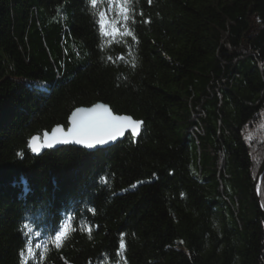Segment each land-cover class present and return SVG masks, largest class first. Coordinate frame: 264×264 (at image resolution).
I'll list each match as a JSON object with an SVG mask.
<instances>
[{"label":"trees","instance_id":"obj_1","mask_svg":"<svg viewBox=\"0 0 264 264\" xmlns=\"http://www.w3.org/2000/svg\"><path fill=\"white\" fill-rule=\"evenodd\" d=\"M133 7L136 41L101 51L87 0H0V264H22V224L47 240L72 212L43 264H264V0ZM97 104L143 121L139 138L32 156Z\"/></svg>","mask_w":264,"mask_h":264},{"label":"snow or ice","instance_id":"obj_2","mask_svg":"<svg viewBox=\"0 0 264 264\" xmlns=\"http://www.w3.org/2000/svg\"><path fill=\"white\" fill-rule=\"evenodd\" d=\"M148 2L151 3V0H148ZM133 4L134 0H87L88 11L92 17L97 38L100 41L97 46L101 51L112 48L114 45H128L126 38L136 41V34L131 28V25L136 23ZM107 59L115 62L111 55H108ZM115 59L124 60L125 57L120 54ZM132 64L134 67V60ZM38 87L46 90V85H38ZM71 119L73 126L67 133H64L62 128L57 127L52 133L44 132L42 136L38 134L31 137L28 142L31 151L39 152L42 147H52L56 143H68L70 140L94 148L97 145L115 141L126 133L135 137L139 135L143 124V121L134 120L130 116L114 115L104 104H97L89 109L78 108L72 114ZM57 133L62 135H57ZM18 155L23 154L19 153ZM101 180L103 183H107V178L102 177ZM89 211L95 213V209H89ZM74 221V215H67L54 234L48 235L47 240L39 239L44 234L40 231L38 222L30 219L22 224L21 231L26 238L25 246L20 252L22 264H28L29 260H37L39 264H43L50 251L49 244L57 250L64 247L65 242L70 240L72 234L78 230L74 226ZM79 230L87 232L91 239V225L82 224ZM33 237L37 238L38 242L34 243ZM181 243L183 242L181 241ZM125 247L124 234L121 233L116 255L119 256ZM102 255L107 258V254Z\"/></svg>","mask_w":264,"mask_h":264},{"label":"water","instance_id":"obj_3","mask_svg":"<svg viewBox=\"0 0 264 264\" xmlns=\"http://www.w3.org/2000/svg\"><path fill=\"white\" fill-rule=\"evenodd\" d=\"M94 107V106H92ZM90 107V108H92ZM108 107V106H107ZM109 108V107H108ZM84 109H89V108H84ZM110 109V108H109ZM111 110V109H110ZM75 112V111H74ZM73 112V113H74ZM72 113V114H73ZM113 113V112H112ZM72 114L71 116L69 117V120H68V127L65 129L64 127L62 126H58L59 128H62L64 133H67L69 131V129L72 128ZM115 115V114H114ZM142 127H143V124L141 125V128H140V132H139V135L133 137L135 139L139 138L140 134H141V130H142ZM57 127H55L54 129H56ZM53 129V130H54ZM52 130V131H53ZM51 132H48V133H52ZM57 135H62L61 133H57ZM130 135L128 133H126L124 136L122 137H118L115 141H110L104 145H97L96 147L94 148H89V147H86L84 144H78V143H75L74 141L70 140L68 143H56L54 144L52 147H42L39 152H32L33 155L35 157H39L41 156L43 153L47 152V151H51V150H57V149H60V148H64V147H74V148H78V149H84V150H90V151H96V150H103V149H107V148H110V147H113L115 145H117L118 143H121L123 142L126 137ZM42 136V135H41ZM131 136V135H130ZM31 150V149H30ZM263 175H264V162L257 174V177H256V180L254 182V188H255V203L257 205V208L260 212V216H261V220H262V223H263V226H264V209H263V206H262V203H261V200H260V195H259V188H260V185H261V181H262V178H263Z\"/></svg>","mask_w":264,"mask_h":264},{"label":"bare ground","instance_id":"obj_4","mask_svg":"<svg viewBox=\"0 0 264 264\" xmlns=\"http://www.w3.org/2000/svg\"><path fill=\"white\" fill-rule=\"evenodd\" d=\"M53 130V129H52ZM51 130V131H52ZM50 131V132H51ZM119 144V143H118ZM117 144V145H118ZM116 146V145H115ZM29 150H30V148H29ZM81 150H84V149H81ZM86 152H88V153H94V152H97L98 150H96V151H90V150H85ZM33 151H31L30 150V153L32 154V156H34L33 155V153H32ZM35 157V156H34ZM79 208H77V210H78ZM72 215H74V213L72 212L71 213ZM61 215V214H60ZM69 215V214H68ZM75 216V215H74ZM46 220V221H45ZM43 221L46 223L45 225H44V229H48V228H51V226H55L56 225V223L57 222H59V220H58V218L56 217H52V218H47V219H45V218H42V223H43ZM62 222V221H61ZM60 222V223H61ZM37 239V238H36ZM40 240H44V238L41 236L40 238H39Z\"/></svg>","mask_w":264,"mask_h":264}]
</instances>
